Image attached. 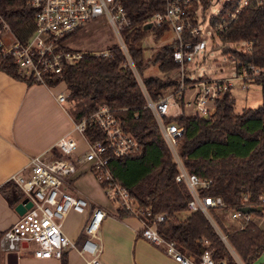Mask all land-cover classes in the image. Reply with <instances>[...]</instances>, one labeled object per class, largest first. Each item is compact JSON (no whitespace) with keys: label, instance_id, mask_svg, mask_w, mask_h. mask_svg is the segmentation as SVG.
<instances>
[{"label":"trees","instance_id":"trees-1","mask_svg":"<svg viewBox=\"0 0 264 264\" xmlns=\"http://www.w3.org/2000/svg\"><path fill=\"white\" fill-rule=\"evenodd\" d=\"M122 2L131 19L130 24L121 29L130 59L116 42L107 45L109 55L83 50L78 60L63 64L60 72L48 76L46 84L65 83L66 99L72 103L74 119L106 103L122 128L137 138L139 148L136 151L122 156L111 155L108 165L113 178L129 190L140 206L148 207L151 213L166 212L164 219L156 224L163 237L173 239L180 250L196 258L207 248L214 259L225 257V264H238L229 244L243 264H253L264 252V223L259 224L262 211L255 208L253 217L244 220L242 227H238L237 219H225V216L227 209L238 205L243 194L248 195L245 202L255 207L259 196L264 195V4L244 7L235 17L227 18L217 31L224 45L235 41L251 43L248 49L224 47L223 52L235 60L238 73L249 65L259 69L253 79L261 84L262 102L235 111L234 97L225 90L213 99V109L206 113L181 111L164 116L165 122L182 126L176 147L182 164L188 171L211 180L206 187L199 188V194L220 195L226 203L225 207L209 211L227 244L202 210L188 209L191 192L184 180L175 178L179 171L177 161L146 104L147 95L155 100L179 89L180 79L171 75V71L179 68L172 58L175 41L163 44L153 56H146L145 28L141 24L155 8L154 3L151 0ZM201 2L204 7L208 3L207 0ZM233 3L234 0L224 1L218 14L210 16V23L218 21ZM0 13L16 37L25 42L34 27L32 10L21 0H0ZM164 27L167 26H152L156 36ZM77 30L57 39L58 48L79 49L66 44L68 37ZM149 61L157 64L164 75L142 76ZM0 68L28 83L35 81L25 76L12 56L2 53L1 47ZM190 82L184 78L185 84ZM180 98L182 103V96ZM84 134L90 141L104 137L93 125H88ZM98 180L102 186L104 182ZM0 191L11 205L24 196L11 178L1 184ZM187 210L184 217L180 215ZM116 213L130 215L120 206L116 207ZM147 218L149 221L151 216ZM256 264H264V259Z\"/></svg>","mask_w":264,"mask_h":264},{"label":"built area","instance_id":"built-area-1","mask_svg":"<svg viewBox=\"0 0 264 264\" xmlns=\"http://www.w3.org/2000/svg\"><path fill=\"white\" fill-rule=\"evenodd\" d=\"M21 1L32 10L34 27L26 41L22 42L12 32L9 23L0 13V47L3 54L12 56L25 76L46 84L48 76L60 72L63 64H71L78 60L83 50L59 49L57 39L99 18L98 21H105L116 32L119 38L117 44L129 58L121 29L128 26L131 19L122 0ZM151 1L155 8L150 11L141 25L143 27L145 23L150 22V27L166 25L172 29L175 41L172 58L183 72L184 64L204 51L206 47V41L201 37L202 32L198 25V13L204 6L201 0ZM263 4L264 0H234L233 7L212 25L217 32L224 26L227 18L235 17L244 7ZM6 33L10 34L12 39L5 35L2 37ZM243 44L242 49H248L251 45L250 42ZM94 52L109 55L110 50L104 47ZM258 70L256 66L249 65L243 69V72L246 71L253 75ZM244 76H247L246 73ZM138 79L144 89L140 78ZM196 83L199 84V89L185 104L194 103V112L206 113L210 111L208 99L219 94L227 84H222L220 79L211 82L201 79ZM178 88L180 98L183 96L181 89L185 88L183 74H181ZM169 95L165 94L155 100L147 95L146 104L151 108L167 144L173 151H176L182 126L175 122L164 121L170 101ZM56 99L58 102H63L66 99L65 93L58 92ZM88 125L97 126L104 137L93 141L88 140L84 134V129ZM74 132L80 134L84 143L81 151L77 149L80 142L74 136ZM54 146L58 151L57 155L45 157L42 154H35L31 156L29 161L31 171L28 176L18 172L11 176L21 188L24 196L31 200V205L1 234L0 247L4 251L19 252L20 249H25L31 242H34L35 245L32 248L34 256L60 257L63 250L74 245L63 231L61 222L70 210L84 212L89 206V200L86 196L70 192L64 187V183L65 178L75 173L79 165H85L87 169L96 171L97 177L104 182L102 187L108 196L117 202V206L127 209L131 215L140 219L141 236L162 246L163 250L175 260L182 264L226 263L225 257L214 259L207 248L202 250L199 258L180 250L173 239L163 237L157 229V222L164 219L166 212L151 213L148 207L143 208L129 190L113 178L108 165L110 156H122L134 152L139 148V142L130 131L122 128L112 109L106 103H100L92 112L73 118L71 131L58 137ZM177 164L179 171L175 178L184 180L191 192V198L187 202L188 209L202 210L217 228L209 210L225 207V201L220 195L199 194V188L206 187L211 181L210 178L188 171L181 161ZM247 197L246 193L243 194L242 200L230 211V217L239 221L238 227L243 226L244 220L253 217V211L240 209V206L248 204L245 202ZM258 201L257 204L260 205L262 211L259 221L261 224L260 222L264 221V195L259 196ZM105 214L104 208L98 205L93 206L82 225L84 236L77 249L88 256L85 260L86 264H107L99 258L101 246L96 239ZM148 216H151L149 221H147ZM217 230L219 231L218 228ZM219 233L228 244L224 234L220 231ZM237 261L238 264H243L241 260Z\"/></svg>","mask_w":264,"mask_h":264},{"label":"crops","instance_id":"crops-1","mask_svg":"<svg viewBox=\"0 0 264 264\" xmlns=\"http://www.w3.org/2000/svg\"><path fill=\"white\" fill-rule=\"evenodd\" d=\"M64 89L63 81L54 85L36 81L28 83L0 68V186L12 179L15 172L28 176L32 155L52 157L58 154L54 142L71 131L73 120L67 109L72 103L67 99L63 102L56 99L60 91L66 95L67 90L64 92ZM186 101L182 96V108L189 105L185 104ZM74 135L80 142L77 149L81 151L84 147L82 138L78 132ZM84 171H87L85 165L78 166L64 183L66 189L87 196L89 200L84 212L70 210L62 219V229L74 245L63 250L60 257H37L32 250L20 249L15 264H86L88 256L79 252L77 247L84 236L82 225L90 209L96 205L106 211L96 239L101 246L99 257L107 264H182L167 254L162 246L141 236L138 217L117 215V205L111 206L92 196L78 184V176ZM14 206L0 191V236L20 215ZM182 213H185L182 214L184 217L188 210ZM7 252L0 247V264H8Z\"/></svg>","mask_w":264,"mask_h":264},{"label":"rangeland","instance_id":"rangeland-1","mask_svg":"<svg viewBox=\"0 0 264 264\" xmlns=\"http://www.w3.org/2000/svg\"><path fill=\"white\" fill-rule=\"evenodd\" d=\"M224 1L225 0H210L207 5L199 11L198 25L202 32L201 37H203L206 41V47L204 51L194 56L192 60H189L184 64L183 72L180 71V68H177L171 71V75L180 79L181 74H183V80L185 77L191 80L189 84L184 83L185 88L183 89V92H181L183 94L184 100L191 99L194 93L199 89V84L196 83L199 80L202 79L211 82L213 80L220 79L222 84L226 83L227 85L226 87L221 89L219 94H217L216 96L220 95L223 91L228 90L234 97V110L241 111L245 107H254L262 102V87L259 82H256L253 79V77H255L254 75H257V72H254L253 75H250L249 72L246 71L238 73L236 71L235 60L228 53L223 52L224 47L241 49L244 45V42L235 41L229 42L226 45L222 44L216 30L209 22V17L211 15L217 14L220 11L221 5ZM98 20L94 19L92 21H89L85 26L79 28L75 33L68 37V41L66 44L74 48H79L80 50L95 51L107 47V45L111 43H119V38L116 32L105 21ZM4 35L12 39L10 34H3L2 37H4ZM173 37L174 33L169 27H164L162 33L157 36L155 35L154 29L152 27L145 28L143 32V46L145 48V55L153 56L156 50H158L163 44L170 42ZM244 73H246L247 76H244ZM141 75L163 76L164 74L159 69L157 64L149 61V63L143 68ZM64 92H66V89H64ZM166 94H170V101L166 112L167 115L176 113L178 114L181 111L188 113H192L195 111L194 103L185 105L182 108L180 102L181 98L178 97V91H171ZM216 96L208 99L210 110L213 109V99ZM67 109L73 116V108L71 106H68ZM74 136L77 138L76 135ZM171 151L176 161L179 162L180 159L177 151H173L172 149ZM78 184L84 187L85 190H87L92 196L100 198L111 206L117 205V202L113 198L108 196L106 190L99 183L97 175L91 169H87V171L82 172L78 176ZM230 210L231 209H227V215L225 216V219H230ZM182 214L185 213H181L180 215L182 216ZM260 223L262 224L264 223V221L262 220ZM34 245L35 243L31 242L25 249H27V251H31ZM228 246L231 249V253L235 260H241L238 254L231 248V246ZM263 259L264 252L253 264L258 263Z\"/></svg>","mask_w":264,"mask_h":264},{"label":"water","instance_id":"water-1","mask_svg":"<svg viewBox=\"0 0 264 264\" xmlns=\"http://www.w3.org/2000/svg\"><path fill=\"white\" fill-rule=\"evenodd\" d=\"M150 26H151L150 22H147L143 25V28H148ZM30 205H31V200L27 196H23L21 200L16 202L14 208L19 214H22ZM255 208L260 209V205H258L257 207L249 204L240 206V209L242 211H253L255 210ZM17 256H18V252L16 250L8 251L6 254V262L8 264H15L17 260Z\"/></svg>","mask_w":264,"mask_h":264}]
</instances>
